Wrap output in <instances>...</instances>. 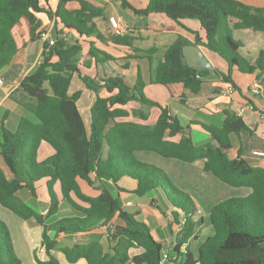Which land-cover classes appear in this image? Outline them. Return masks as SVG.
Returning a JSON list of instances; mask_svg holds the SVG:
<instances>
[{"label": "trees", "instance_id": "obj_1", "mask_svg": "<svg viewBox=\"0 0 264 264\" xmlns=\"http://www.w3.org/2000/svg\"><path fill=\"white\" fill-rule=\"evenodd\" d=\"M45 1L0 0V70L11 63L18 51L12 29L21 19L28 26L31 40L39 36L38 29H45L41 28L39 13L63 26L62 31H54L53 44L42 42L41 60L11 93L30 116L20 117L14 130L2 127L0 131V158L10 174L7 176L0 165V205L22 220L33 219L41 227L40 244L47 259L42 261L35 256L36 262L59 264L52 251H60L71 263L84 258L87 264H159L164 252L162 244L152 236L145 222L121 207L119 196L106 185L110 183L118 192L124 189L118 182L127 178L134 182L132 191L137 196L154 193L152 204L157 208L164 210L170 205L183 213V227L176 235L168 259L173 264H264V168L250 165L241 157L240 149L235 156H230L231 134L238 136L241 130L250 131L243 117L224 108L220 124L191 122L199 123L212 139V142L197 145L191 137V123H181L166 106L144 95L145 84L138 67L132 85L126 84L121 75L99 78L81 72V67L118 59L88 40L87 57L81 60V38L92 37L131 49L133 54L124 58V69L128 68L130 58H147L153 84L168 87L180 84L197 93L206 77L213 73L241 93L232 79V68H235L241 73L254 74L259 87L264 86L263 52L246 58L240 53L242 42L233 36L234 29L264 31V7L238 0H146L144 8H136L128 0H117L123 8L143 17L160 13L177 23L184 18L197 19L203 35L195 33L193 44L225 60L228 70L223 72L215 67L188 66L182 47L190 42L182 35H177L155 61L156 48H137L131 34H116L110 28L106 36L102 34L94 21L96 18L108 21L102 7L88 0H57L56 8L51 10L45 8ZM75 73L95 94L89 109L88 130L77 107L81 91L68 93ZM131 101L157 106L159 113L155 122L126 120L129 115L141 120L148 117L140 108L128 110L125 106ZM42 141L54 151L38 160L37 151ZM137 150L184 162L203 159L205 172L230 186L249 187L251 192L215 203L207 215L212 232L199 244L195 254L188 249L182 253L181 245L193 236L196 205L191 195L175 186L162 168L135 158ZM42 179H46L48 195L44 213L19 196L25 189L36 198L35 185ZM79 180L90 187L98 182L99 192L96 195L85 193ZM56 182L62 199L54 188ZM62 200L76 211L75 215L48 222L58 212ZM176 210L172 212L175 218ZM115 215L122 223L106 228L105 245L95 237L59 245L60 234L107 226ZM131 248H141V251L131 256ZM180 256L183 258L178 260ZM0 264H22L15 253L10 229L2 219Z\"/></svg>", "mask_w": 264, "mask_h": 264}, {"label": "crops", "instance_id": "obj_2", "mask_svg": "<svg viewBox=\"0 0 264 264\" xmlns=\"http://www.w3.org/2000/svg\"><path fill=\"white\" fill-rule=\"evenodd\" d=\"M88 1L96 6L102 7L107 18L110 16H114L120 22L126 24L127 30L125 32L134 36L133 44L137 48L146 49L140 46L139 42H143L144 40L149 41V39H151L150 36H152V40L154 43L150 47L156 48V52L154 54L155 61H158L162 57L165 47L169 45L176 38L177 35H182L183 37H185L190 42L189 44H193L195 39V33H197L199 36L203 35L199 21L197 19L184 18L180 20V23H177L165 16L164 14L160 13H153L146 17H143L135 15L131 11V9L128 8L125 9H128L129 11L127 10L120 12L117 3H115V0ZM128 1L136 8H144L146 4V0ZM238 1L252 6L264 7V0ZM43 3L45 8L49 7L51 8V10H54L57 5V0H47ZM109 7L111 8V11L108 10ZM133 16H136L138 18H135ZM38 18H40L42 21L41 28L44 27L45 29L50 30L52 36L55 30L62 31L63 29V26L60 23H57L54 19H48L44 13H39ZM94 21L98 29L102 32L104 36L107 35V28L112 29L109 20L103 21L101 18H96L94 19ZM39 30L40 29H38V31ZM63 33L66 34L67 31L64 29ZM12 34L17 44L18 51L13 57L11 63L0 70V131L2 127L7 128L9 130H14L17 126L20 117L30 116V113L27 111V109L17 101V96L11 97V93L20 85V82L23 77L27 73H29L36 66L37 63H39L42 55L43 40H41L39 36L31 40L28 26L23 19L20 20L19 24L13 27ZM170 34H172L173 37L172 35L170 36ZM167 35L171 38V42L169 43L166 40ZM233 36L242 42L240 53L246 58H254L260 51H262L264 55V31H253L250 28L234 29ZM88 40H92L97 48L110 53L118 59L116 61H107L94 65L91 64L89 68L81 67V72L99 78H105L116 74L125 77L129 69L122 68V65L126 62V59L124 58L126 56H129L130 54H133V51L125 46L115 45L109 41L100 42L92 37H84L81 38L83 45L81 60H84L87 57L86 52L88 49ZM157 42H160V44L163 45L159 48V43ZM201 50L208 62L211 64V68L215 67L223 72H226L228 70V64H226L227 62L225 60L224 61L226 63L223 60H220V58H218L217 56H215L216 54L214 55V53L209 52L204 47H201ZM143 59L145 60L147 58ZM137 60L138 58L128 59L129 67L131 65H135L136 72L138 67ZM146 61L148 63L149 73V60L147 59ZM254 77V74L241 73L235 68H232V79L240 88L241 93H239L238 90L231 88L228 83H224L220 81V79H217L216 76H211L208 79H205V81L202 83L201 89L197 93L191 92L189 89L183 87L180 84H174L171 85V87L160 84H153L150 82V76H148V82L152 86L160 85L155 89H157L158 92H161V95L163 96V103H161V105L166 106L169 109V113L177 116L181 123L184 122L183 124L191 122L220 124L223 117L222 109L224 108H229L240 114L248 125L250 131L247 129L241 130L238 136L231 134L230 138L231 143L233 145V151L230 153V156H235L236 151L240 149L241 157L245 159L250 165L261 166L264 168V86L259 87L257 93H253L251 87L253 82L255 81ZM74 80L75 86H73ZM76 90L81 91V96L77 100V107L83 119V123L86 129L88 130L90 126L89 109L94 101L95 94L84 86L82 81L78 78L77 74L75 73L71 78L68 93L72 94ZM85 93H88V100L86 102L83 101V104H80V102L82 101L81 99ZM100 93L103 94V92ZM168 100H172L173 102H170ZM130 109L132 108H128V110ZM158 113L153 116V119H151L152 122L147 124L154 123L158 116ZM132 118L133 116L129 115L128 117H126V120H135ZM190 125L191 128L196 125L200 129H202L197 131L191 129V137L195 144L198 145L204 142H212L210 135L201 127L199 123H191ZM195 136L200 137L198 141L195 139ZM53 151V148L47 142L42 141L37 151V159L43 160L47 156L51 155ZM145 152L152 151L137 150L134 152V155H141L140 153ZM164 159L165 167L163 168L166 171L164 169L163 170L166 173L170 169L173 170L179 169L181 167H187L190 173L193 174H190L187 177L189 179H187L188 183L186 184V187L181 188H183L184 191L191 195L196 205V212L193 216V220L196 223L194 227L193 236L181 245L180 250L182 253H184L185 250L188 249L189 251L195 254L199 244L212 232L211 226L207 219V215L210 208L215 203L228 197L248 195L251 192V189L249 187L230 186L220 181L210 172H205L203 170V159H197L193 162H184L179 159L170 157H164ZM0 165L4 169L6 175L9 176L10 174L6 170L4 164L1 162V158ZM192 177H196L202 180L203 184H197L196 186H192ZM83 183V181L79 180V184L82 190ZM40 185H44L46 188V179H42L36 182L35 186L36 188H38ZM118 185L124 189L119 190L118 192L116 190H112V192L119 196L121 207L127 210L128 212L133 213L136 219L145 222L148 225L152 236L162 244L164 251L170 254L171 249L176 242V235L181 232L183 227V213H181L179 210H176L170 205H167L164 210L157 208L156 205L152 204V195H154V193H149L144 196H137L132 191L134 187V182L128 180L127 178L120 180L118 182ZM54 188L58 193V182L55 183ZM21 191H25V189H22ZM36 193V201H39V203H43L42 210L38 211L44 213L48 207V195L46 196V198L44 197L43 199H40V195L38 194L37 189ZM174 210L178 211L177 218L173 216L172 212ZM0 212L5 214V216L10 220L13 219L12 217L13 215H15L14 213H12L7 208L1 205ZM15 216L20 220V222L16 220V224L19 226L22 235L23 231L26 233V239H24V241L28 251L27 255L30 264H38L36 262L35 256L37 259H40L42 261L46 260L47 256L44 253V250L40 244L41 231L38 230L39 239L37 238L34 240L29 239L27 237L28 235L32 234L33 230L36 229V222L33 219L22 220L17 215ZM121 223V220L118 218L117 215H115L107 224V226H101L89 230L87 232L81 233H62L58 236L57 240L59 242V245L62 244L60 246H65L71 245L75 241H84L88 238L95 237L99 238L102 244L105 245L106 228H111ZM96 235H99L100 237ZM12 238L14 250L16 251V243L13 236ZM35 250L37 255L35 254ZM140 251L141 248H131L129 250V254L132 256L134 254L139 253ZM52 253L57 257L59 264H87V261L84 258H81L76 262L71 263L65 259L62 252L52 251ZM180 258L181 256L178 258V260ZM165 264L173 263L170 260H167Z\"/></svg>", "mask_w": 264, "mask_h": 264}, {"label": "rangeland", "instance_id": "obj_3", "mask_svg": "<svg viewBox=\"0 0 264 264\" xmlns=\"http://www.w3.org/2000/svg\"><path fill=\"white\" fill-rule=\"evenodd\" d=\"M115 3H117L120 12L121 11L123 12V11H127L128 10V9L122 8V6L120 5V2L119 1L115 0ZM108 10L111 11V8L109 7ZM133 17L138 18L136 16H133ZM171 35L172 34H170V36ZM69 37H72V36L69 35ZM150 37H151V39H149V41L144 40L143 42H139V45L142 46L143 48H149L150 46H152L153 43H154L153 40H152L153 37L152 36H150ZM172 37H173V35H172ZM166 40H167L168 43L171 42V38L168 35L166 36ZM157 43H159V46H158L159 48L163 45V44H160V42H157ZM156 56H157V54H156ZM215 56H217V55H215ZM217 57L220 58L219 56H217ZM146 60L147 59L144 60L143 58H138V60H137V63H138L137 66L139 68V71L141 73L142 79H143L144 84H145L144 85V88H143V93L149 99H151L153 101H156L157 103L161 104V103H163V96L161 95V92H158L157 89H155L156 87H159L160 85H153V86H155V87H153L148 82V76L150 74L148 73V63H147ZM220 60H223V59L220 58ZM128 69H127L128 71H127L125 77L124 76H122V77L124 78V81H125L126 84L132 85L133 84V81L136 79V66L135 65H131L130 67L128 66ZM211 76H214L213 73H211L210 76H207L206 79H208ZM75 80L73 82V86H75ZM87 96H88V93H85L84 96L81 99L82 101L80 102V104H83V101L86 102L88 100ZM168 101H170V100H168ZM170 102H173V101L171 100ZM125 107L127 109L128 108H140V109L144 110L149 115L148 119L141 120L138 117L137 118H134V117L132 118V119H135V121H139V122H143V123H151L152 122L151 119H153V116L156 113L159 112V109H158L157 106H155V105H145V104H143L141 102H138V101H131ZM192 130L197 131V130H202V129H200L198 126L195 125V126H193ZM199 138L200 137L195 136V139L197 141H198ZM140 154L141 155H135V158H137V159H139V160H141L143 162H147V163L154 164V165H156V166L164 169L163 168V167H165L164 166V162H165L164 157H162V156H160V155H158L156 153H153V152H145V153H140ZM167 173H168L169 177L171 178L173 184L175 186L179 187V188L186 187V184L188 183L187 182V179H189L187 177L190 174H192L187 169V167L186 168L181 167L179 169H173V170L170 169V170L167 171ZM192 179H193L192 186L193 185L196 186L197 184L198 185L203 184L202 183V180H200V179H198L196 177H194V178L192 177ZM106 185L111 190H115L111 186L110 183L107 182ZM99 187H100V184L98 182H94L91 187H89V186L87 187V185L83 183V191L85 193H87V194H91V195L97 194L99 192V189H98ZM183 188H181V189L183 190ZM36 189L38 191V194L40 195L39 196L40 199H43L44 197L46 198L47 193H46V188H45L44 185H40ZM19 196L21 198H23L24 201H26L28 204H30L33 207H35L37 210H42L43 203H41V202L39 203V201L37 202L36 199L33 198L29 194V192L27 190L20 191L19 192ZM58 196H59L60 199H62V195L60 193V190L58 191ZM75 213H76V211L74 209H72V207L65 200H62L61 203H60V207H59L58 212L54 216H52L50 219H48V222L57 220V219H59L61 217H64V216L75 215ZM12 218L13 219L10 220L9 218H7L5 216V214H3L2 212H0V219H2L3 221L6 222V224L8 225V227L10 229L11 235L14 237V240H15V243H16V251H15L16 255L21 259L22 264H30V262L28 260V255H27L28 254V251H27L26 244H25V241H24V239H26V237H25V234L26 233L23 231V235H22V232H21L19 226L16 224V220L18 222H20V220L15 215H13ZM35 228L36 229L32 231V234L27 236L29 239H34V240L37 239V238L39 239V236H38L39 235V232H38V230L42 232L41 227L37 224ZM65 234H72V233L66 232ZM96 236H99V235H96ZM60 245H62V244H60ZM35 254L37 255L36 250H35Z\"/></svg>", "mask_w": 264, "mask_h": 264}, {"label": "built area", "instance_id": "obj_4", "mask_svg": "<svg viewBox=\"0 0 264 264\" xmlns=\"http://www.w3.org/2000/svg\"><path fill=\"white\" fill-rule=\"evenodd\" d=\"M108 20L114 33L122 34L127 30V25L120 22L116 17L110 16ZM38 33H39V38L41 40L47 41L49 44H53L54 38L51 35L50 30L41 29L38 31ZM258 88H259L258 82L254 81L251 87L253 93H257ZM168 259H169V254L166 251H164L160 257L159 264H165Z\"/></svg>", "mask_w": 264, "mask_h": 264}, {"label": "water", "instance_id": "obj_5", "mask_svg": "<svg viewBox=\"0 0 264 264\" xmlns=\"http://www.w3.org/2000/svg\"><path fill=\"white\" fill-rule=\"evenodd\" d=\"M182 54L188 66L198 69H210L211 64L203 54L201 47L195 44H186L182 47Z\"/></svg>", "mask_w": 264, "mask_h": 264}]
</instances>
